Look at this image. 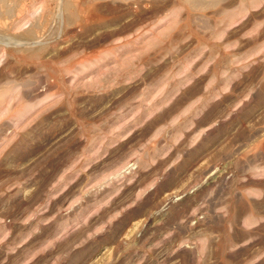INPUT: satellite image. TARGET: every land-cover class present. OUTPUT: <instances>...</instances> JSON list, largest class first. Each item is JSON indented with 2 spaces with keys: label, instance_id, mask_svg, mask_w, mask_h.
I'll use <instances>...</instances> for the list:
<instances>
[{
  "label": "rangeland",
  "instance_id": "obj_1",
  "mask_svg": "<svg viewBox=\"0 0 264 264\" xmlns=\"http://www.w3.org/2000/svg\"><path fill=\"white\" fill-rule=\"evenodd\" d=\"M0 264H264V0H0Z\"/></svg>",
  "mask_w": 264,
  "mask_h": 264
}]
</instances>
